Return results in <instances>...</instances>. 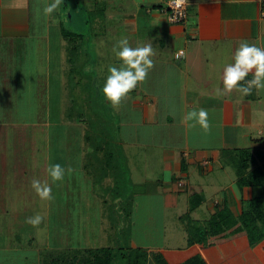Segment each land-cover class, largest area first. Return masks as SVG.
Returning <instances> with one entry per match:
<instances>
[{"label":"crops","instance_id":"0c3cea01","mask_svg":"<svg viewBox=\"0 0 264 264\" xmlns=\"http://www.w3.org/2000/svg\"><path fill=\"white\" fill-rule=\"evenodd\" d=\"M185 1L187 17L180 24L169 22L164 12L166 0L95 1L102 6L94 11L99 17L95 20L105 23L103 30L95 34L100 48L94 50L97 55L92 59L98 63L100 79L94 76V80L101 88L108 67L120 63L113 51L120 39L126 37L132 47L151 43L155 54L145 81L118 106L110 105L103 97L93 114L85 88L74 92L76 84L84 85L86 81L76 79L74 72L77 60L85 59L86 51L77 57L74 48H67L71 44L61 32L64 12L55 18L60 48H51L48 43L46 48H21L30 35L31 0H0V172L4 174L0 176L4 181L0 196H6L14 182L15 190H11L22 196L15 208L27 205L31 201L25 199L28 190L20 182L39 179V164L45 162L40 177L54 190L53 213L66 212L64 207L70 211V225H61L58 214L53 215L39 251L20 253L25 264H40L42 249L85 252L104 248L98 238L103 230L107 232L105 222L112 223L111 229L117 230L113 236L120 241L118 229L130 224L126 229L133 234L136 214H148L144 226L149 227L148 222L156 218L150 214H161L163 220L168 212L175 213V221L184 229V246L175 249L181 255L175 264L195 256L208 264H229L218 247L208 262L209 257L189 240L193 236L191 228L207 226L225 210L239 219L259 193L251 186L240 188L238 180L264 164V90L253 89L251 95L241 96L235 90L217 95L216 89L222 88L223 68L232 62L241 41L264 47V0ZM12 40L19 41L16 47H5ZM109 41L113 46L108 47ZM178 51H184L180 60L174 57ZM55 53L58 58H54ZM54 66L56 74L51 71ZM251 78L250 74L247 79ZM72 94H78V99ZM200 108L208 113L207 129L184 119L189 111ZM118 157L119 162L115 161ZM104 158L118 165L110 171V178L95 185ZM246 162L248 168L241 169ZM49 163H59L65 169L64 179L53 186L46 171ZM153 165L159 167L158 172ZM122 171L130 184L126 196L118 189ZM86 179L93 183L92 191L86 187ZM148 183L153 187H147ZM63 196L68 198L66 202L60 199ZM62 202L65 206L60 208ZM144 204L149 206L141 210ZM7 205L6 200L0 202V212L12 208ZM43 212L49 214L47 209ZM111 213L119 218L115 224L112 219L118 218ZM44 229L40 228V233ZM147 236L141 235L144 240L136 242L132 235L127 247L147 251L146 264H155L151 253L164 254L165 239L163 245H154L146 240ZM232 245L241 250L236 242ZM6 248L0 247V264H5L7 258L8 264L16 263L15 248ZM249 255L253 263L264 264V239Z\"/></svg>","mask_w":264,"mask_h":264},{"label":"rangeland","instance_id":"374dc122","mask_svg":"<svg viewBox=\"0 0 264 264\" xmlns=\"http://www.w3.org/2000/svg\"><path fill=\"white\" fill-rule=\"evenodd\" d=\"M51 2V0H31V4H30V10H29V25H30V32H29V37L28 39H24L21 43V48H46V44L48 43L50 45L51 48H60L59 44V34L58 31L55 30V18H56V14L61 12H64V19H63V26H65L64 28H66L69 32L70 31H74L76 33L82 34V40L80 43V40H77V44L80 43V48L76 43H72L71 45H67V48H79V51H86L85 54V59L82 57L81 60H77L79 63L75 64L76 69H75V78H83L84 80H86L84 83V85H78L76 84L75 88L76 91L79 92V89H84L86 91L87 96L89 97L88 103L90 105H92L91 108L92 112L94 114V112L97 110V108L100 106V103L102 101L103 96L101 95V86L99 85V83L97 82L98 80H94V78L96 77L97 79H100V73H98V69L96 68V64H98L97 62H94V60H92L94 57V55H97V53H93L95 49L100 48V45H97V36L95 34L99 33V31H102V27L105 25V23L100 22L95 20L98 15L95 14V12H98L99 9L102 8V6H100V4L94 5L95 1H99V0H63V3L61 4L60 8L57 9L53 14H51L50 16H44L42 13V8L45 5V2ZM104 2V0H100V2ZM98 6V7H97ZM79 7H86L88 10L91 11H85L84 15H85V19L86 22L83 18H81V16L77 15L79 13L78 8ZM96 8V10H95ZM40 10V11H38ZM71 12L72 14V19L69 18V14L67 12ZM95 11V12H94ZM66 13V14H65ZM90 14V16L88 15ZM65 17L69 18L65 20ZM99 18V17H98ZM100 18H103V16H101ZM62 37V36H61ZM17 42L19 41H15L12 40L11 43H7L5 44V47L7 45H10L11 48H15L17 45ZM59 42V43H58ZM113 46V43L111 44L110 41L108 42V47ZM84 53V52H83ZM81 53H79L80 55ZM53 55V54H52ZM93 55V57H92ZM91 56V61L89 60V57ZM54 58H58L57 53L54 54ZM83 59V60H82ZM55 60V64H56ZM86 65V66H85ZM92 69H90V67H92ZM83 68L86 69V74L84 73L85 69L83 70ZM96 72H95V71ZM52 72L54 71V74L58 73L56 71L55 66L53 67V69L51 70ZM101 71H103V69H101ZM95 76V77H94ZM88 79V80H87ZM78 81V80H76ZM94 82H97L98 86H94ZM73 99H78V94H72ZM81 101V100H80ZM103 102V101H102ZM79 114H81V111H76ZM74 118H78V116L74 117ZM81 118V117H80ZM41 142H45L44 140ZM51 144L53 142V138L51 139ZM53 150L50 149L48 154H49V159H54V153L52 152ZM13 156H11L12 158ZM110 159V157L108 158ZM105 158L101 161L102 163V170L101 173H97L95 180H97L94 184L95 185H99L100 182H103L104 178H106L107 176L110 178V171L112 170V168L118 164H116V162L110 161ZM120 157H118L117 159H115V161H120ZM109 164L105 165L104 162H107ZM45 162H42V164H39V180L42 181V177L41 173L43 175ZM230 167H233L232 165ZM152 169H155V173L158 172L159 167L157 165H153ZM235 170V174L238 173V170L235 166L234 168ZM106 171V174H105ZM67 174V173H66ZM123 176L120 177V179L122 180V182H119L118 184V189H119V194L122 192H124L125 196L126 194H128V189H129V183L126 182L128 179V176L126 174V172L122 171ZM0 176H4V174L2 172H0ZM230 176H232L230 174ZM233 177V176H232ZM23 182H20V184L25 183L26 188L24 190H28V192L26 193L27 197L25 199H29L31 201L27 202V205H24L21 207H16V200L21 201V197L22 196H18L16 194L15 188L13 187V183L11 182L12 186L10 187L9 191H6V196H0V202L1 204L4 202V200H6V202H8V205H11L12 208H10L9 210H7V212H0V247L1 249L6 248V247H11V248H15L14 250V260L16 263L14 264H25V261L23 260L22 257H20V253L21 252H28L31 253L34 250L39 251V248H41L42 242L46 239V225L50 224L53 221V215H57L61 218V225L64 226H68L70 225V221H69V209L65 208L66 212H59V213H53L52 209H54L56 206L53 205L52 201L54 199V190L52 189V193H51V199H41L38 195H36L35 192L30 191V186L32 184L31 180H27V179H22ZM111 180V179H110ZM44 181V180H43ZM42 181V182H43ZM4 183V181L0 180V184ZM65 182H62V184ZM51 184L53 186V183L51 181ZM91 184H93L91 182V180L86 179L85 185L86 187L90 188V190L92 191L93 188H91ZM129 184V185H128ZM153 184V183H152ZM18 183H15L14 186H18ZM147 187H153V185L151 184H147ZM14 190H11V189ZM3 191V185L0 187V194H2L1 192ZM95 192H98L99 189L98 187L95 186L94 188ZM101 192H103V190H100ZM111 192V191H110ZM106 193V192H105ZM65 194L64 192H62V195ZM17 196V197H16ZM24 199V197H23ZM61 200H64L65 202L67 201L68 198L66 197H60ZM96 199V198H95ZM93 198V200H95ZM107 200L111 201V199L109 197H106ZM127 198L125 197V200ZM138 200H142L141 198H138ZM50 203L49 207L47 208L46 205ZM14 204V205H13ZM39 206H38V205ZM62 203H60L62 208L64 205H62ZM141 204V203H140ZM7 205V206H8ZM59 205V206H60ZM38 206V208H37ZM148 204H144V206H142L141 210L144 208H148ZM2 207V206H1ZM111 207V205H109L107 208ZM114 208V206H113ZM3 209V207H2ZM24 209V210H22ZM47 209L49 214H45L43 211H45ZM1 210V208H0ZM20 210L23 212L21 213ZM36 210V211H34ZM61 210V209H60ZM37 211H39V213H37ZM69 211V212H68ZM111 210L108 209L107 213H110ZM25 213H27L26 215H24ZM114 214V213H111ZM164 214V213H163ZM39 215L42 219L41 222L38 225L33 226L30 223H27V219L30 217H35ZM148 214L146 213H142V214H136L134 216V224L133 227L135 229H133V234L131 232V229H126L127 227L130 226V224H126L124 225V227L121 229H118V234H122L121 239L123 240V242L125 243V245L123 247H127L128 244L126 243L129 239H131V236L133 235V237H135V241L136 242H140L144 240V238L140 237L141 235H145V234H149V236H147L146 240H148L150 243H155L154 245H163V241L162 238L165 239L164 241V245L163 247L166 248L164 254L159 251V252H155V253H161L165 259V261L168 264H175V262H177L179 260V257L181 255H179L178 252H175L176 248H180L184 246V229L183 228H179L180 224L175 221L174 219V215L175 213L173 212H168L165 213L163 220H160V216L161 214L158 213H154V214H150L152 217H156L155 220L154 218L152 219V221L148 222V226L146 227L144 226L145 224V217H147ZM27 216V217H26ZM115 218H118L116 216V214H114ZM72 217V215H71ZM106 217V216H105ZM126 217V214H125ZM63 220V222H62ZM64 220H66L64 222ZM113 224H115V222L119 221L116 219H112ZM104 224V223H103ZM102 224V225H103ZM111 222H105V226L104 228L107 229V232L105 230H103V236L101 238H98V240H100L99 242H101V247L104 248H117L119 247V245L123 244V242H121V239H119L120 241H118V236L116 238H114L113 236V231H117L116 229H111ZM43 227H45V229L43 230V233H40V228L42 229ZM103 227V226H102ZM67 228H65V233L67 234ZM94 230V229H93ZM95 232L97 230H94ZM102 232V230H101ZM69 233V232H68ZM132 234V235H131ZM151 234V235H150ZM96 237V236H95ZM142 238V239H141ZM163 239V240H164ZM120 242V244H119ZM43 248V247H42ZM7 249V248H6ZM67 250V249H66ZM63 251V250H62ZM175 252V253H172ZM31 256V254H30ZM183 257V256H182ZM228 257L231 258L230 255H228ZM2 258H5L2 255ZM116 259V264H122L120 257L115 258ZM5 261V260H4ZM10 262V259L7 258L5 264H8ZM29 264V263H28ZM31 264H34L33 262Z\"/></svg>","mask_w":264,"mask_h":264},{"label":"trees","instance_id":"16d2710c","mask_svg":"<svg viewBox=\"0 0 264 264\" xmlns=\"http://www.w3.org/2000/svg\"><path fill=\"white\" fill-rule=\"evenodd\" d=\"M94 4L97 5L98 3L95 2ZM87 10L86 7L78 8L79 13L77 15H80L85 22L84 12ZM67 13L69 14V18L72 19L71 12L68 11ZM88 15L90 16V14ZM61 32L63 39L67 43L77 44V40H80L81 43L82 34L74 31L69 32L64 27L61 28ZM80 43L77 44L79 48ZM79 48H74L77 57L80 53ZM245 168H248V162L243 165L241 164V169ZM238 184L240 188L251 186L259 190L258 195L253 197L247 207L244 208L243 214L239 219H234L225 210L223 214H219L218 218L214 222L207 224V226L198 228L195 226L191 228L193 229L191 230L193 236L189 240V243L197 244L207 257H209L208 262L217 253L218 247L223 255H225L226 261L229 264H255L249 252L264 239V164L259 167L257 166L254 170L241 177L238 180ZM233 241L237 243L238 248L241 250H237L232 245ZM124 245L125 243L117 248H100L85 252L42 249L40 251V264H116L115 258L117 257H120L122 264H146L147 251L123 247ZM240 251H243L242 253L244 254L239 256ZM151 257L155 264H168L161 253L152 252ZM183 264L208 263L201 256H195Z\"/></svg>","mask_w":264,"mask_h":264},{"label":"clouds","instance_id":"9594fccd","mask_svg":"<svg viewBox=\"0 0 264 264\" xmlns=\"http://www.w3.org/2000/svg\"><path fill=\"white\" fill-rule=\"evenodd\" d=\"M183 0H177V6ZM63 0H51L42 8L44 16H50L60 8ZM40 11V10H38ZM113 51L120 61L119 65H110L101 89L102 95L112 106H118L122 99L145 81L149 70L153 67L154 50L151 43L132 47L125 37L114 45ZM251 74L252 78L247 79ZM253 89L264 90V47L243 40L232 54V62L225 64L222 73V88L216 89L217 95L239 92L241 96L251 95ZM186 121L194 122L202 128H208V113L205 109H192L184 117ZM47 174L53 184L62 181L65 169L59 163H49ZM32 188L41 199H51L52 187L47 181L33 179ZM39 215L27 219L33 226L41 222Z\"/></svg>","mask_w":264,"mask_h":264},{"label":"built area","instance_id":"2783aa9c","mask_svg":"<svg viewBox=\"0 0 264 264\" xmlns=\"http://www.w3.org/2000/svg\"><path fill=\"white\" fill-rule=\"evenodd\" d=\"M164 12L168 16L169 22L173 24H180L186 20L187 17V3L183 0L179 6H177V0H166V8ZM264 17V12L261 14ZM184 56V51H178L175 54V59L180 60Z\"/></svg>","mask_w":264,"mask_h":264}]
</instances>
